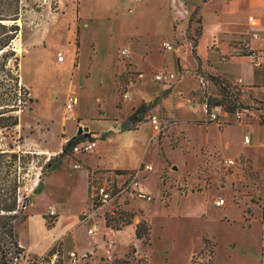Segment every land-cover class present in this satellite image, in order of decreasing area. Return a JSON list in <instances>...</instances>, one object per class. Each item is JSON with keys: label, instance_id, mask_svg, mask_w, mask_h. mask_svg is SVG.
Listing matches in <instances>:
<instances>
[{"label": "rangeland", "instance_id": "1", "mask_svg": "<svg viewBox=\"0 0 264 264\" xmlns=\"http://www.w3.org/2000/svg\"><path fill=\"white\" fill-rule=\"evenodd\" d=\"M119 1L20 0L21 19L17 22L21 29L12 46L21 57L22 80L36 101L18 112L19 123L14 129L0 132V147L11 144L15 151L37 155L29 159L25 184L18 190L20 215L26 219L39 212L48 229L62 218L71 226L43 253L24 249L17 254L13 238L0 222V264H52L53 253L69 264L67 253L73 247L64 246V241L71 239L73 231L78 250L101 237L100 247L94 245L81 258L123 255L133 244L150 264H187L188 256L189 264H261V226L252 222L257 221L258 206L264 200V172L255 171L251 159L233 155L242 150L247 135L251 145L246 144L245 151L264 168V132L254 124L252 128L237 124L256 121L258 111L244 109L237 120L222 107H211L216 119L210 120L204 110V95L217 92L208 75H221L216 72L212 50L219 49L215 42L210 48L216 27L214 0ZM252 12L260 16V9ZM201 15L206 30L194 46V37L202 31ZM259 32L260 36L252 38L264 44V26ZM164 41L171 49L162 46ZM238 41L248 47L246 37ZM228 44L239 47L236 40L230 39ZM227 46L222 43L220 50ZM59 51L64 54L63 62L56 60ZM238 51L230 50L229 55ZM230 68L234 71L243 65L236 63ZM157 70L172 72L175 78L171 82L150 79L149 72ZM138 72L147 74L138 79ZM126 84L130 85L125 98ZM246 91L241 88L244 102L248 100ZM68 94L78 96V104L70 110L64 107ZM141 103L149 105L143 120L134 130H121L122 121ZM151 113L165 118L166 126L159 135L151 130ZM79 127H87L97 141L94 151L87 153L93 154L85 156L89 162L98 154L104 164L112 166L136 167L141 159V164L152 165L142 180L152 200L118 195L113 207L99 208L93 219L104 218V226L93 235L87 233L91 220L84 219L90 196L83 207L80 203L61 207L51 202L61 196V174L82 200L84 165L73 169L66 156L61 169L48 172L44 185L43 181L38 185L40 164L60 153L64 138L75 135ZM221 135L231 154L221 149ZM260 142L263 146L253 153L250 147ZM224 158H236L237 166L226 172L221 163ZM218 196L225 199L226 207L213 205ZM23 197L27 198L25 205ZM50 208L55 216L49 215ZM142 222L150 227L148 242L134 233L135 225ZM23 223L14 224L16 239L28 231Z\"/></svg>", "mask_w": 264, "mask_h": 264}, {"label": "trees", "instance_id": "2", "mask_svg": "<svg viewBox=\"0 0 264 264\" xmlns=\"http://www.w3.org/2000/svg\"><path fill=\"white\" fill-rule=\"evenodd\" d=\"M210 0H202L206 3ZM21 4L20 0H0V132L5 133L11 131L19 123L18 112L23 110L27 105H30L36 100L31 96L30 90L23 82L20 72L21 57L12 46L13 39L20 32V25L18 20L21 19ZM198 18V22L199 19ZM8 21H11L7 23ZM202 28V27H201ZM202 35L199 30L194 37V46L197 45V40ZM239 51L235 54L237 56L250 57L255 63L259 57L257 51L250 49L240 41ZM77 44V43H76ZM199 62L200 59L196 55ZM259 66H256V74L259 72ZM210 81L216 87L215 95H204L206 97V113L211 112V107H222L224 111L234 114L242 112L244 109H252L258 111L256 114V122L264 126V101L257 99L250 95L249 88L264 85H246L234 82L224 75H208ZM241 88L247 89V101L241 99ZM164 94V93H163ZM149 105L141 103L138 105L127 117L122 121L120 127L123 131L136 129V124L143 120L145 112ZM92 134V133H91ZM93 138V137H89ZM85 139L84 134H75L71 136L61 146V152L49 157L46 161L40 164V175L38 185L42 184L43 177L48 172L58 168L63 158L70 156L72 147L80 140ZM37 155L28 152H20L13 150V146L8 144V148L0 147V222L2 228L7 235L13 238V243L17 248V254L24 249L19 245L16 235L14 233V224L23 222L24 216H21V209L19 206L18 190L25 184L26 170L28 169L29 159ZM120 174H127L133 171L117 170ZM23 204L27 202V198L23 197ZM106 225H109V220L106 218ZM150 227L142 222L135 225V236L144 242H148V234ZM53 249L50 251V254ZM49 261V260H48ZM58 264H66L63 260L57 258ZM55 263V262H54ZM52 263V264H54ZM75 264H150L148 259L141 255L136 247L131 244L126 253L123 255L113 254L111 257H92L91 255L83 256L81 260Z\"/></svg>", "mask_w": 264, "mask_h": 264}, {"label": "crops", "instance_id": "3", "mask_svg": "<svg viewBox=\"0 0 264 264\" xmlns=\"http://www.w3.org/2000/svg\"><path fill=\"white\" fill-rule=\"evenodd\" d=\"M115 1L118 2L119 0H115ZM121 1L122 0H120L119 3H121ZM212 2H213V0H210L208 3H212ZM214 4H216V6H217V9L215 10L216 11V27L212 32V42L213 43H212L210 48H212V46L215 42L216 46L219 49V50L212 49V50H214L215 55H216V63H217V71L216 72L221 74V75L226 76L230 80H233L235 82H239L240 84L264 85V44H257L254 42V40L252 38V35L260 36L259 31L264 26V0H228V1L214 0ZM255 9H260V16L257 13L254 14V12H252ZM250 15L253 16L252 21H250L248 19V17ZM256 15L260 20V23H258V24H256ZM201 19H202V15H201ZM255 25H257V26H255ZM205 30H206V27L203 26V19H202V35H203V33H205ZM241 37H246L247 41H248V47L252 50L257 51V53L259 55L258 60H259L261 66L259 67V72L257 74L255 73L256 72L255 71L256 70V64H254L252 62L250 57L229 55V51L235 50L236 47L230 46L228 44V40H230V39H231V41L236 40V42H237L238 38H241ZM222 43H225L228 45L226 50H220V45ZM260 54H263V55H260ZM225 55H228V56L225 57ZM200 60H201V58H200ZM236 63L242 64L243 68L242 69L237 68V69H234V71H232L230 67H231V65L236 64ZM249 93L251 96H253L257 99L264 100V86L251 87V88H249ZM204 109H205V107H204ZM79 113L80 112L78 110L76 112V114L79 115ZM237 124H245V126H247L248 128L249 127L252 128L250 125L254 124V125H257L258 129H260L264 132V126L259 125L256 121H252V122H250V121L249 122H242L241 121L240 123H237ZM228 126H230V125H228ZM228 126L224 127L223 135H224L225 130L227 129ZM150 127H151V125H150ZM151 130H152V128H151ZM223 135H221L219 137V140H218L219 144L221 145L220 147L222 150H226V152H229V154H231L229 151V148H228L229 146H228L227 142L222 138ZM244 136H243V140H242V143L244 144L242 150L237 152V153H233V155L237 156V157L239 155H243L244 157H246V159H248V160L251 159V164L254 167V170L258 171L259 173L264 172V168H262L255 160H253L251 155L245 151L246 144L251 145V139L249 138L250 139L249 142H245ZM67 139H68V137H65L64 140L62 141V143L66 142ZM62 143L60 144V147H61ZM262 146H263L262 142L254 143V144H252L250 149L254 153L255 150L261 148ZM92 154L83 153L76 158H73L72 156H68L69 159H71V162L68 164L71 165V167L73 169H80V167H82L83 165L85 166V169H84L85 185H84V196H83L82 200L80 201L78 199V194L76 193V190L73 187V184H69V182L66 181L65 176L63 174H61V176L59 177L60 178L59 185H60V188L62 189L61 196L59 197L58 201H51V202H55L58 206H61V207L64 206L63 204L76 205V204L80 203L83 207L85 200L86 199L88 200V197H89V171H92V170L106 171L112 179H115V181H117V182H121L123 180V178H122L123 174L117 173L115 171H117V170H127V171H130V170L135 171L136 170L137 171V169L141 165L140 161L142 160L141 159L139 161V164L136 167H131V166H121V167L119 166L118 167V166H112V165L104 164L102 162L101 156L98 154H97L96 160L94 162H89L85 156H90ZM77 161H79L81 164L80 167H78V168L74 167V163H76ZM64 164H65V162H63L59 168L53 170L54 173H57ZM53 171H51V172H53ZM149 171L150 170L138 171L137 172V178H138V183H139L140 188L143 191L150 194V192H148V190H146L144 188L143 183H142V180L144 179L145 174L148 173ZM46 177L43 181V185L46 181ZM43 185H42V188H43ZM40 191H39V193H40ZM126 194L131 196L133 199H136V198H134V196H132L131 193H126ZM218 197H220V196H218ZM48 203H50V202H47V204ZM213 205H214V203H213ZM103 207H102V209H103ZM215 207H217V208L226 207V201H225L224 206H215ZM258 211H257V214H258L257 221L258 222L254 221V222H252V224L253 223L260 224V226H261V228H259L260 241H259L258 245H260V243H261L263 245V248H264V242H263L264 232L262 234V231H261V230L264 231V227L262 226V224L260 222V218H261L260 206H258ZM91 223L96 226L97 230H101L102 227L104 226V218L101 220L100 219H97V220L92 219ZM34 224H37V226H35ZM252 224H251V226H252ZM26 225L28 226V231L24 232L22 234V236L18 235L17 241H18L19 245L23 249H25V251H27L29 253L41 254L44 251H46L53 244L54 241L59 239L63 234L66 233V231H68L70 229L71 222H67L64 218H62V219L58 220L52 228L48 229L45 225V219L43 218L42 214H40L38 212L36 215L29 214L26 217L22 227H26ZM33 227H34V229H33ZM250 227H248V228H250ZM33 230H34V232H33ZM87 233H88V229H87ZM74 235H75V231H73L71 239L69 241H67V242L64 241V246L71 245L73 247V250H70V251H74L78 256H82L83 254L90 252L94 248V245L97 247H100L101 237H100V239L93 241L88 248H85L84 250H78L74 244L75 243L74 242V239H75ZM261 236H262V239H261ZM67 243H69V244H67ZM189 261H190V257L188 256L187 264H189ZM261 264H264V256H263V259L261 261Z\"/></svg>", "mask_w": 264, "mask_h": 264}, {"label": "built area", "instance_id": "4", "mask_svg": "<svg viewBox=\"0 0 264 264\" xmlns=\"http://www.w3.org/2000/svg\"><path fill=\"white\" fill-rule=\"evenodd\" d=\"M250 21H252L253 16L250 15L248 17ZM162 46L166 49H171V45L169 42L164 41L162 43ZM64 54L59 51L56 53V59L59 62L64 61ZM256 66L260 65L259 60H256L254 63ZM147 73L138 72L136 73V78H144V76ZM150 79L158 82H171L175 75L172 72H166V71H152L149 72ZM131 84V83H130ZM130 84L125 85V91L123 97H128L129 93L127 90V87ZM78 103V97L75 94H68L65 102L64 107L65 109H72L76 104ZM206 112V109H204ZM210 116V120L216 119L215 113H208ZM243 113L242 112H236L234 113V116L237 120H240L242 118ZM164 117H162L160 114L151 113L148 116L149 124L151 125L152 131L155 135H159L166 124L164 123ZM249 137L247 135L244 136V141L249 142ZM97 145V141L95 138H85L80 140L78 143H76L72 147V153L70 156L73 158L78 157L79 155L83 153H89L92 152ZM222 165L225 167V171L227 172L229 169H232L237 166L238 162L236 158H224L222 160ZM80 162L77 161L74 163V167L78 168L80 167ZM152 169V165L148 163L141 164L137 171H133L131 173L123 174V180L121 182L115 181V179H112L110 175L106 171H99V170H92L89 171V209L84 213V219L86 221L92 220L95 216L98 214L99 208L103 207L104 205H111L115 198H117L118 195L122 193H131L134 198L150 201L152 200L151 194L143 191L138 183L137 178V172L138 171H148ZM215 206H224L225 205V199L223 197H217L213 201ZM113 207V206H112ZM261 218L260 222L262 226L264 227V200L261 205ZM49 215L55 216V210L54 208H50L48 211ZM96 229V226L92 224L90 228H88V233L93 234ZM58 258L57 253H53L50 257V262L54 263ZM69 258V264H75L81 260V256H78L74 251H70L68 253Z\"/></svg>", "mask_w": 264, "mask_h": 264}, {"label": "water", "instance_id": "5", "mask_svg": "<svg viewBox=\"0 0 264 264\" xmlns=\"http://www.w3.org/2000/svg\"><path fill=\"white\" fill-rule=\"evenodd\" d=\"M77 134H84L85 138H89L91 136L89 131H87V127H79L77 129Z\"/></svg>", "mask_w": 264, "mask_h": 264}]
</instances>
